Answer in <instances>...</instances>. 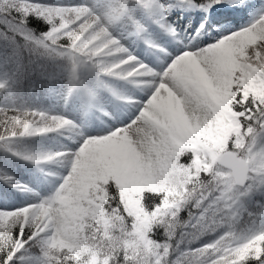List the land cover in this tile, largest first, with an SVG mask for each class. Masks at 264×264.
<instances>
[{
	"label": "snow or ice",
	"instance_id": "snow-or-ice-1",
	"mask_svg": "<svg viewBox=\"0 0 264 264\" xmlns=\"http://www.w3.org/2000/svg\"><path fill=\"white\" fill-rule=\"evenodd\" d=\"M0 264H264V0H0Z\"/></svg>",
	"mask_w": 264,
	"mask_h": 264
}]
</instances>
